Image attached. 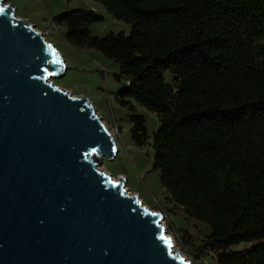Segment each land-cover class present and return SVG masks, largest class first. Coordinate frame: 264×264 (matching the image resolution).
<instances>
[{
    "label": "trees",
    "instance_id": "trees-1",
    "mask_svg": "<svg viewBox=\"0 0 264 264\" xmlns=\"http://www.w3.org/2000/svg\"><path fill=\"white\" fill-rule=\"evenodd\" d=\"M95 1L130 34H93L104 17L86 8L54 21L120 65L135 145L149 134L130 99L159 117L153 166L173 202L210 227L200 249L220 264H264V0Z\"/></svg>",
    "mask_w": 264,
    "mask_h": 264
},
{
    "label": "water",
    "instance_id": "water-1",
    "mask_svg": "<svg viewBox=\"0 0 264 264\" xmlns=\"http://www.w3.org/2000/svg\"><path fill=\"white\" fill-rule=\"evenodd\" d=\"M2 1L0 264H189L168 220L98 167L95 153L118 152L111 131L54 83L60 52Z\"/></svg>",
    "mask_w": 264,
    "mask_h": 264
},
{
    "label": "rangeland",
    "instance_id": "rangeland-1",
    "mask_svg": "<svg viewBox=\"0 0 264 264\" xmlns=\"http://www.w3.org/2000/svg\"><path fill=\"white\" fill-rule=\"evenodd\" d=\"M10 3L18 18L27 20L37 31L53 43L63 57L66 70L62 76L53 77L56 85L75 96L89 98L95 111L102 117L111 131L118 152L114 159L95 155L98 167L111 174L115 180L123 178L124 188L135 194L142 204L153 212L161 214V221L168 220L172 232L173 252L184 251L189 264H220L212 252L200 249L210 227L192 217L175 204L162 185L159 170L154 168L152 139L160 125L156 113L130 99L136 113L144 114L147 120L149 139L144 146H137L131 138V110L121 105L117 93L124 88L125 79H120V65L106 57L101 51L77 47L65 38L66 29L55 23L54 17L61 12L75 8H86L101 14L104 19L91 25L93 34L125 32L130 34L132 26L114 18L108 10L95 0H3ZM167 79L171 81L170 73ZM251 245L242 242L232 249L242 250Z\"/></svg>",
    "mask_w": 264,
    "mask_h": 264
},
{
    "label": "snow or ice",
    "instance_id": "snow-or-ice-1",
    "mask_svg": "<svg viewBox=\"0 0 264 264\" xmlns=\"http://www.w3.org/2000/svg\"><path fill=\"white\" fill-rule=\"evenodd\" d=\"M4 11V9L3 8H0V12H3ZM169 243H170V241H169Z\"/></svg>",
    "mask_w": 264,
    "mask_h": 264
},
{
    "label": "bare ground",
    "instance_id": "bare-ground-1",
    "mask_svg": "<svg viewBox=\"0 0 264 264\" xmlns=\"http://www.w3.org/2000/svg\"><path fill=\"white\" fill-rule=\"evenodd\" d=\"M95 154H97V153H95ZM99 154V153H98Z\"/></svg>",
    "mask_w": 264,
    "mask_h": 264
},
{
    "label": "built area",
    "instance_id": "built-area-1",
    "mask_svg": "<svg viewBox=\"0 0 264 264\" xmlns=\"http://www.w3.org/2000/svg\"><path fill=\"white\" fill-rule=\"evenodd\" d=\"M127 83H129V82H127Z\"/></svg>",
    "mask_w": 264,
    "mask_h": 264
}]
</instances>
